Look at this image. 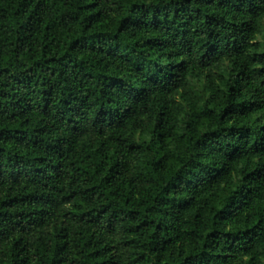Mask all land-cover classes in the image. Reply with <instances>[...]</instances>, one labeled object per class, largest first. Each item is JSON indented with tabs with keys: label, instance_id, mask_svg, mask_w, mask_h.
I'll return each instance as SVG.
<instances>
[{
	"label": "trees",
	"instance_id": "16d2710c",
	"mask_svg": "<svg viewBox=\"0 0 264 264\" xmlns=\"http://www.w3.org/2000/svg\"><path fill=\"white\" fill-rule=\"evenodd\" d=\"M0 264H264V0H0Z\"/></svg>",
	"mask_w": 264,
	"mask_h": 264
}]
</instances>
